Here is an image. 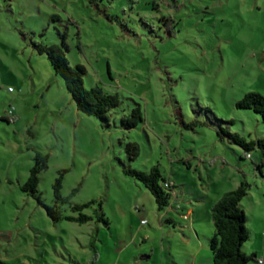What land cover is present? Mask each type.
I'll use <instances>...</instances> for the list:
<instances>
[{
    "label": "rangeland",
    "instance_id": "1",
    "mask_svg": "<svg viewBox=\"0 0 264 264\" xmlns=\"http://www.w3.org/2000/svg\"><path fill=\"white\" fill-rule=\"evenodd\" d=\"M61 33L70 62L87 68L85 86L120 93L110 126L78 110L47 54L34 48V41L60 43ZM248 92L264 95V0H0V258L141 264L163 237L176 250L191 249L181 241L190 220L210 256L212 206L246 180L251 237L242 248L264 259V156L218 133L264 137L262 115L237 106ZM137 104L144 122L124 127L122 116ZM12 107L15 122L6 118ZM133 142L136 159L127 152ZM37 150L49 155L43 201L54 204L53 184L68 169L62 193L78 188L73 203L96 200L84 210L93 220L54 221L37 195L22 190ZM154 165L175 184L166 210L124 171ZM100 206L109 226L97 218ZM64 212L78 214L68 204Z\"/></svg>",
    "mask_w": 264,
    "mask_h": 264
},
{
    "label": "trees",
    "instance_id": "2",
    "mask_svg": "<svg viewBox=\"0 0 264 264\" xmlns=\"http://www.w3.org/2000/svg\"><path fill=\"white\" fill-rule=\"evenodd\" d=\"M94 2V0H91ZM100 9V8H99ZM58 15H52L51 19H57ZM61 42L46 44L34 41V48L41 54H47L54 71L61 76L65 82L67 90L72 95L77 108L83 114L95 116L102 121L104 126H110V111L123 102L119 92H111L103 86L95 85L90 88L85 86L84 76L87 68L84 64H72L67 56L68 45L66 35L60 34ZM239 108H253L259 112L264 119V95L259 92H248L237 102ZM8 119V117H7ZM144 113L140 104H137L129 114L121 118L122 125L126 128H134L144 122ZM9 121V119H8ZM221 137H228L230 140L241 146L246 152L260 149L264 156V137L247 140L238 132L221 127L218 130ZM127 152L130 159H136L140 154V146L133 142L127 144ZM249 153H246V156ZM49 155L41 151H36L34 164L31 167L27 181L22 185V190L37 195V199L42 204L48 215L54 220L67 219L78 223H86L94 219L93 215L86 214L85 208L93 205L96 200L86 203H73L72 197L77 193L75 188L70 195L64 196L62 193L65 173L68 169L60 171L53 184L54 204L48 205L43 201L39 191L40 174L48 167ZM124 171L142 181L155 197L159 210H166L172 205L175 184L170 187L165 186V182L171 180L167 177L158 165H154L150 170H141L132 167H125ZM250 184L244 180L236 188L223 193L212 206L211 213L215 225V232L210 240V249L214 264H249L250 261H257L255 252L249 254L243 250V244L251 237V231L247 226V214L242 205L243 199L248 195ZM68 204L77 215H68L64 212V206ZM97 218L107 226L110 221L106 216L102 206L97 212ZM95 247V246H94ZM95 248L93 261L98 259V251ZM0 264L6 262L0 258Z\"/></svg>",
    "mask_w": 264,
    "mask_h": 264
},
{
    "label": "crops",
    "instance_id": "3",
    "mask_svg": "<svg viewBox=\"0 0 264 264\" xmlns=\"http://www.w3.org/2000/svg\"><path fill=\"white\" fill-rule=\"evenodd\" d=\"M186 216L189 217L188 215ZM168 221L175 220H173L172 217H169ZM188 227L191 229V233L186 234L185 232H183V234L181 235V241H183V243L187 246H191V249L183 248V250H176L174 247V243H172V241L170 240L167 245L165 243V237H163L161 239V246H158L156 249H152L149 255L143 254V263L141 264H149L150 261H152L153 264H214L212 253L210 256H208L207 250L202 245V242L198 237V230L192 223V220H190ZM192 228L195 229L197 237L193 234ZM170 236L175 239L176 233L175 235L172 233ZM254 252L257 254V262L260 263L259 259H261L262 254H260L256 250ZM167 255L169 256V258L167 257Z\"/></svg>",
    "mask_w": 264,
    "mask_h": 264
},
{
    "label": "built area",
    "instance_id": "4",
    "mask_svg": "<svg viewBox=\"0 0 264 264\" xmlns=\"http://www.w3.org/2000/svg\"><path fill=\"white\" fill-rule=\"evenodd\" d=\"M7 117H8V119H9V121H13V122H15V121L18 120L19 116H18L17 113L15 112V108H14V107L10 108V109L7 111ZM250 156H251L250 153L247 154V157H250ZM173 184H174V182H173L172 180H168L167 182H165V186H166V187H170V186L173 185ZM145 222H146V221L143 220V223H145ZM263 261H264V259H261V262H263Z\"/></svg>",
    "mask_w": 264,
    "mask_h": 264
}]
</instances>
